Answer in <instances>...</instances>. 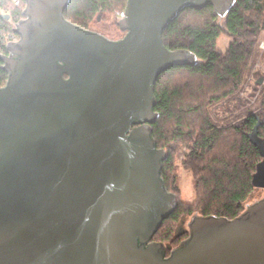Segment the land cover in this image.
<instances>
[{"label": "water", "instance_id": "obj_1", "mask_svg": "<svg viewBox=\"0 0 264 264\" xmlns=\"http://www.w3.org/2000/svg\"><path fill=\"white\" fill-rule=\"evenodd\" d=\"M72 1L25 0L0 56V264H264V197L234 219L195 216L169 256L154 241L179 203L161 177L154 86L200 63L162 35L186 9L224 18L236 0H127L118 40L67 20Z\"/></svg>", "mask_w": 264, "mask_h": 264}, {"label": "trees", "instance_id": "obj_2", "mask_svg": "<svg viewBox=\"0 0 264 264\" xmlns=\"http://www.w3.org/2000/svg\"><path fill=\"white\" fill-rule=\"evenodd\" d=\"M126 5L127 0H73L64 16L94 31L91 25L98 24L104 17L116 22L117 14L124 12ZM25 7V0H20L19 5L14 0H0V56L8 55V44L19 40L15 25L23 19ZM187 13L207 18L201 24H184L181 18ZM219 20L221 17L212 5L202 10L189 8L164 31L162 40L167 49L190 51L200 63L175 66L158 77L154 86V111L159 118L152 129L157 148L167 154L161 173L167 190L178 197L174 184L177 174L181 168L188 169L199 195L200 188L205 192V199L197 202L202 215L234 219L243 212L247 196L257 188L259 166L264 162V86L260 113L248 114L239 125L218 128L211 116V107L236 97L247 75L248 63L257 55V41L264 32V0H236L222 24ZM221 34L233 38L225 52L216 49ZM181 74L199 77L201 84H205L203 90L193 94L194 104L184 101V87H174L169 79L164 80ZM7 79L0 59V88L5 86ZM198 97H202L199 103ZM257 125L254 143L250 135ZM183 147L186 150L180 165L177 160ZM181 209L178 203L176 211L156 234L155 241L164 243L173 238V224L180 219ZM187 237L188 233L176 236L172 243L178 247Z\"/></svg>", "mask_w": 264, "mask_h": 264}, {"label": "rangeland", "instance_id": "obj_3", "mask_svg": "<svg viewBox=\"0 0 264 264\" xmlns=\"http://www.w3.org/2000/svg\"><path fill=\"white\" fill-rule=\"evenodd\" d=\"M207 17L197 16L193 13L184 14L181 18L184 24H201L205 21ZM219 20V23H223ZM119 20L116 19L112 21L111 18H103L98 24H92L91 28L98 33L103 34L107 38L114 40L119 39L123 36L121 30L118 27ZM233 38L226 34H221V36L216 41V49L221 52H225L230 43H232ZM170 80V83L175 86L184 87L183 95L185 94V102L194 104L193 94L200 92L205 88V84H201L202 81L199 77L188 76L186 74L177 75L175 77H165L164 80ZM263 79L262 84H258V81ZM204 82V81H203ZM264 86V32L260 35L257 41V55L251 59L248 63V72L244 78L236 97L233 96L230 99L224 101L223 103H218L211 107V116L217 122L218 128H230L234 125H239L243 123L245 117L250 113H260L261 110V99ZM193 92V93H192ZM202 97H198V103L201 102ZM169 130V126H168ZM264 133V131H263ZM224 146V145H223ZM186 150L185 147L181 149V154L179 155L178 164L181 165L182 153ZM175 186L178 190V201L180 203L181 215L180 219L176 224H173V238L176 237V231L181 224V220H184V229L188 230V224L195 216H203L202 211L197 206V202L201 198L205 199V192L203 188H200L201 194L199 195L198 189L196 187V182L194 180L193 174L190 170L181 168L177 174V179L175 181ZM175 190V189H174ZM264 197V189L262 187H257L247 196V199L243 202V212L246 210L247 206L255 203L256 201ZM201 200V201H202ZM192 206V210L188 211ZM172 238V239H173ZM166 241L164 245H171V248H176L173 240Z\"/></svg>", "mask_w": 264, "mask_h": 264}, {"label": "flooded vegetation", "instance_id": "obj_4", "mask_svg": "<svg viewBox=\"0 0 264 264\" xmlns=\"http://www.w3.org/2000/svg\"><path fill=\"white\" fill-rule=\"evenodd\" d=\"M125 33L123 32V36L122 38L124 37ZM121 39V38H120ZM264 189V188H263ZM185 222L184 220H181V224L180 226L178 227L177 231H176V236H183L185 235L186 233H188V230L187 229H184L183 226H184ZM161 229V228H160ZM155 238V237H154ZM155 241V240H154ZM157 242V241H155ZM166 247H168L169 249H167V256L170 255V252L173 248H171V245H165Z\"/></svg>", "mask_w": 264, "mask_h": 264}, {"label": "built area", "instance_id": "obj_5", "mask_svg": "<svg viewBox=\"0 0 264 264\" xmlns=\"http://www.w3.org/2000/svg\"><path fill=\"white\" fill-rule=\"evenodd\" d=\"M15 4L19 5L20 4V0H14ZM117 17H118V20H121L123 18H125V11L124 12H121V13H118L117 14Z\"/></svg>", "mask_w": 264, "mask_h": 264}]
</instances>
